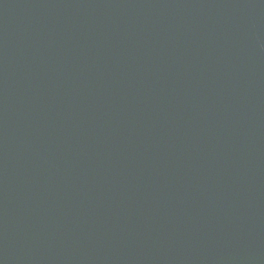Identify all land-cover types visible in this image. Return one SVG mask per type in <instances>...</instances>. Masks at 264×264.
<instances>
[{
	"label": "water",
	"instance_id": "95a60500",
	"mask_svg": "<svg viewBox=\"0 0 264 264\" xmlns=\"http://www.w3.org/2000/svg\"><path fill=\"white\" fill-rule=\"evenodd\" d=\"M0 264H264V0H0Z\"/></svg>",
	"mask_w": 264,
	"mask_h": 264
}]
</instances>
